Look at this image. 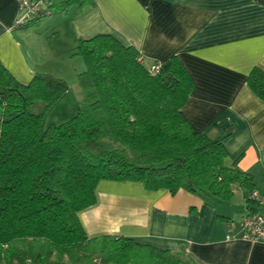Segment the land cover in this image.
I'll use <instances>...</instances> for the list:
<instances>
[{"label": "trees", "instance_id": "trees-1", "mask_svg": "<svg viewBox=\"0 0 264 264\" xmlns=\"http://www.w3.org/2000/svg\"><path fill=\"white\" fill-rule=\"evenodd\" d=\"M43 2L45 10L27 23L94 4ZM75 52L85 66L81 99L69 120L45 130L42 116L67 91L66 82L34 73L23 84L0 62V264H201L124 236L90 237L78 214L95 203L103 180L223 200L238 187L246 200L252 176L225 164L223 140L233 128L210 137L186 119L193 81L177 56L155 62L159 70L151 74L135 47L110 34L78 39ZM246 82L264 101V70L254 67Z\"/></svg>", "mask_w": 264, "mask_h": 264}, {"label": "crops", "instance_id": "crops-1", "mask_svg": "<svg viewBox=\"0 0 264 264\" xmlns=\"http://www.w3.org/2000/svg\"><path fill=\"white\" fill-rule=\"evenodd\" d=\"M18 14L17 0H0V62L27 84L45 70L29 23L12 26ZM55 16L38 30L63 26L74 45L110 34L135 47L145 66L177 56L193 81L184 116L210 137L231 126L223 140L225 164L249 173L254 190L264 195V101L246 82L254 67L264 70V0H94ZM245 197L238 187L223 200L103 180L95 188V203L78 216L90 237L124 236L185 252L201 264H264V241L226 237L229 223L238 228L246 213Z\"/></svg>", "mask_w": 264, "mask_h": 264}, {"label": "rangeland", "instance_id": "rangeland-1", "mask_svg": "<svg viewBox=\"0 0 264 264\" xmlns=\"http://www.w3.org/2000/svg\"><path fill=\"white\" fill-rule=\"evenodd\" d=\"M44 6L47 3L44 2ZM22 14L19 11L18 17ZM61 15L53 13L52 15ZM51 14L40 16L38 19H32L28 26L32 27L30 40L35 43L37 52L40 55L41 67L45 72L52 76L61 78L67 84V91L49 107L43 114L41 120V130H45L49 125H59L69 120L75 113L77 103L81 99L82 91L78 83V74L85 69L82 57L76 54V44L70 41V37L64 31L63 26H53L54 30H38V25L44 22L46 27L47 17ZM39 32L36 35L34 32ZM38 41V43H37ZM77 43V42H76ZM40 103L36 102L30 107V111L38 112Z\"/></svg>", "mask_w": 264, "mask_h": 264}, {"label": "built area", "instance_id": "built-area-1", "mask_svg": "<svg viewBox=\"0 0 264 264\" xmlns=\"http://www.w3.org/2000/svg\"><path fill=\"white\" fill-rule=\"evenodd\" d=\"M22 14L13 22V27L26 24L35 14L45 10L43 0H17ZM138 60L142 63V59ZM159 64L149 66L151 74L158 73ZM246 213L238 222V228L229 223L227 238H242L249 241H264V195L253 190L246 198Z\"/></svg>", "mask_w": 264, "mask_h": 264}]
</instances>
